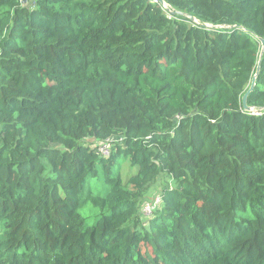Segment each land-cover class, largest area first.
<instances>
[{
    "label": "trees",
    "instance_id": "16d2710c",
    "mask_svg": "<svg viewBox=\"0 0 264 264\" xmlns=\"http://www.w3.org/2000/svg\"><path fill=\"white\" fill-rule=\"evenodd\" d=\"M165 2L0 0V264H264V0Z\"/></svg>",
    "mask_w": 264,
    "mask_h": 264
},
{
    "label": "rangeland",
    "instance_id": "374dc122",
    "mask_svg": "<svg viewBox=\"0 0 264 264\" xmlns=\"http://www.w3.org/2000/svg\"><path fill=\"white\" fill-rule=\"evenodd\" d=\"M54 140H55V144L58 145L61 142V139L57 136L54 135ZM172 179L168 176L162 175L158 178V180L150 187V189L148 190L146 196L143 199V204L142 207L144 205L145 202L147 201H153L155 200V198L157 196H161L160 191L163 189L164 186L166 185H172ZM154 213V212H153ZM152 213V215H153ZM151 215V216H152ZM142 217L141 215V221H143L144 223H148V219L151 217Z\"/></svg>",
    "mask_w": 264,
    "mask_h": 264
},
{
    "label": "built area",
    "instance_id": "2783aa9c",
    "mask_svg": "<svg viewBox=\"0 0 264 264\" xmlns=\"http://www.w3.org/2000/svg\"><path fill=\"white\" fill-rule=\"evenodd\" d=\"M99 152L103 155H109L110 153V142H104L99 144L98 146ZM162 197L157 196L153 201H147L144 203L143 207L141 208V215L142 217H149L152 213L161 205Z\"/></svg>",
    "mask_w": 264,
    "mask_h": 264
},
{
    "label": "water",
    "instance_id": "95a60500",
    "mask_svg": "<svg viewBox=\"0 0 264 264\" xmlns=\"http://www.w3.org/2000/svg\"><path fill=\"white\" fill-rule=\"evenodd\" d=\"M154 1L159 2L160 4H162L163 6H165V8H166L168 11H170V8L166 5L165 0H154ZM177 13L180 14V15L188 16V17H189L191 20H193V21H197L196 17L193 16V15H189V14H187V13H185V12H182V11H178ZM230 28H236V27H235V26H230ZM260 40H261V42H262V46H263V48H264V38H260ZM259 72H260V65H258L257 72H256L255 76H254L253 79H252L251 86H250L249 89L245 92V94L243 95V98H242V101H243V107H244V109L247 110V111H251V110H253V108H252L250 105H248V97H249L250 93H251V92L254 90V88H255L256 79H257V76H258Z\"/></svg>",
    "mask_w": 264,
    "mask_h": 264
}]
</instances>
